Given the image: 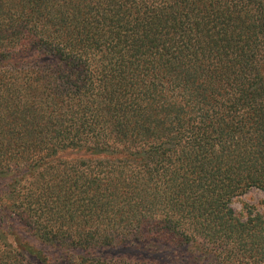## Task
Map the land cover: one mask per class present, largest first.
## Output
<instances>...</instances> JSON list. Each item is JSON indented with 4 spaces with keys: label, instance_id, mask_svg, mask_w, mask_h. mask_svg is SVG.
Segmentation results:
<instances>
[{
    "label": "trees",
    "instance_id": "1",
    "mask_svg": "<svg viewBox=\"0 0 264 264\" xmlns=\"http://www.w3.org/2000/svg\"><path fill=\"white\" fill-rule=\"evenodd\" d=\"M261 3L0 0V264H264Z\"/></svg>",
    "mask_w": 264,
    "mask_h": 264
},
{
    "label": "rangeland",
    "instance_id": "2",
    "mask_svg": "<svg viewBox=\"0 0 264 264\" xmlns=\"http://www.w3.org/2000/svg\"><path fill=\"white\" fill-rule=\"evenodd\" d=\"M261 1L262 6L264 7V0ZM63 159L64 158H62V160ZM6 183V179L0 178V199L5 198L4 191ZM230 207L234 211V213L240 217H245L246 207H251L254 211H261L264 209V192L256 189H250L246 194L233 199L230 204ZM12 225L14 226V228L17 227V223L13 222V220ZM14 228H10L7 230L9 233V237L12 236L15 230ZM24 238L28 244L34 247L32 249L35 253V255H31V261L27 262V264L34 263L33 260H36L40 264L44 261L45 264H78L80 258H82L83 256L82 251L78 249H72L64 246L58 249L54 247L55 245H41L30 236L24 235ZM125 250L129 251V249H125L123 247L99 248L98 246H96L91 251L89 256L92 257L91 259H114L116 255H124L123 252ZM41 255H45L46 260H44ZM40 257L42 260H40Z\"/></svg>",
    "mask_w": 264,
    "mask_h": 264
}]
</instances>
